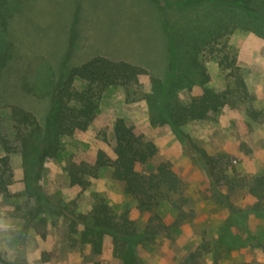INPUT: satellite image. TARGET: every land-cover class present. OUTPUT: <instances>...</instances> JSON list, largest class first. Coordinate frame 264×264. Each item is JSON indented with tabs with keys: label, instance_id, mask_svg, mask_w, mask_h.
I'll return each instance as SVG.
<instances>
[{
	"label": "rangeland",
	"instance_id": "374dc122",
	"mask_svg": "<svg viewBox=\"0 0 264 264\" xmlns=\"http://www.w3.org/2000/svg\"><path fill=\"white\" fill-rule=\"evenodd\" d=\"M185 1L5 0L6 23L0 27V39H7L13 51L0 72L3 132L10 131L11 105L31 111L44 125L57 79L94 55L126 60L148 73L139 78L141 97L134 101L126 99L123 87H107L91 124L84 131L63 136L57 156L33 166L17 150L10 154L13 176L7 191L0 194L3 259L27 264H180L199 248L196 264H264V214L246 212L243 228L230 218L228 205L246 211L254 202L246 181L264 173V37L241 26L240 20L229 36L247 86L245 98L178 131L150 121L145 95L151 91L152 79L168 83L173 78L184 41L193 36L192 23L204 32L218 12L213 7L214 12L205 14L203 2L177 7ZM205 66L208 81L200 85L197 76L179 85L181 100L199 94L201 86L226 87L228 80L217 62L209 60ZM248 107L260 113L257 118L248 114ZM116 117H123L137 135L157 146L141 170L152 171L167 161L185 184L187 202L182 212L162 201L156 208L161 218L157 234L135 254L128 246L116 249L109 235L100 253L79 241L82 224L76 216L87 215L99 197L117 214L126 213L139 230L149 216L136 208L110 167L87 177L84 187L72 185L68 175V164L90 166L100 148L113 158ZM188 141L224 167L235 185L226 188L224 179L212 180L209 166Z\"/></svg>",
	"mask_w": 264,
	"mask_h": 264
},
{
	"label": "trees",
	"instance_id": "16d2710c",
	"mask_svg": "<svg viewBox=\"0 0 264 264\" xmlns=\"http://www.w3.org/2000/svg\"><path fill=\"white\" fill-rule=\"evenodd\" d=\"M201 2L207 5V15L218 9L216 16L214 13L211 15L214 16L213 22L201 32L193 25V19L190 20L193 36L184 41L185 49L180 63H177L178 71L168 83L153 78L151 91L145 95L151 123L166 124L175 131L190 121L204 119L224 106L234 104L235 99L248 95L234 47L229 43L235 22L240 20L241 26L264 37V1L186 0L176 5L187 8L198 6ZM4 4L5 0H0V27L6 23ZM12 51L11 43L7 39H0V72ZM209 60H215L225 72L228 80L226 87L215 90L201 86L199 94L181 100L177 95L179 85L197 76L200 85L208 81L205 63ZM146 73L148 71L144 67L129 61L94 55L72 66L61 80L57 79L56 87L50 93L52 109L44 125L39 124L31 111L19 105H11L9 132L1 130L3 126L0 117V194L7 191L12 180L11 153L17 150L33 166H39L46 158L57 156L62 148L63 136L84 131L91 124L107 87H123L126 99L134 101L141 97L139 78ZM247 112L253 118L260 114L252 107H248ZM113 139V158L100 148L96 151L92 165L83 162L68 164L70 183L84 187L88 182L87 177H95L100 168L110 167L112 177L123 183L125 193L135 201L136 208L140 212L149 213V216L139 230L135 221L126 213L117 214L99 197L87 215L76 216V220L82 224L79 241L88 245L94 253H100L103 239L109 235L116 249L128 246L135 254L139 246L151 241L157 234L161 218L156 208L162 201L182 212L187 202L185 184L167 161L160 162L152 171L139 168L156 154L157 146L152 140L137 135L123 117H116L113 121ZM188 146L209 166L212 180L218 182L224 179L226 188L235 185L234 180L227 177L226 169L221 165L219 167L217 161L202 148L190 141ZM246 188L254 202L245 213L228 203L230 218L243 228H246V212L264 214V173L252 176L246 181ZM200 254L201 249L197 248L180 264H196ZM0 261L3 264H27L23 260L3 259L1 255Z\"/></svg>",
	"mask_w": 264,
	"mask_h": 264
}]
</instances>
